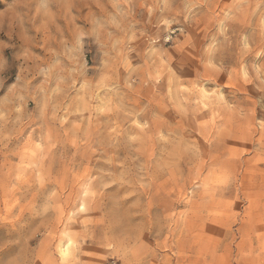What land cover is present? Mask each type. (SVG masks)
<instances>
[{
	"label": "clouds",
	"instance_id": "obj_1",
	"mask_svg": "<svg viewBox=\"0 0 264 264\" xmlns=\"http://www.w3.org/2000/svg\"><path fill=\"white\" fill-rule=\"evenodd\" d=\"M0 264H264V0H0Z\"/></svg>",
	"mask_w": 264,
	"mask_h": 264
}]
</instances>
